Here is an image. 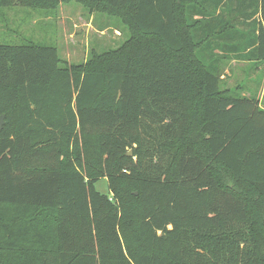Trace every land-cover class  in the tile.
Instances as JSON below:
<instances>
[{
  "label": "trees",
  "instance_id": "obj_1",
  "mask_svg": "<svg viewBox=\"0 0 264 264\" xmlns=\"http://www.w3.org/2000/svg\"><path fill=\"white\" fill-rule=\"evenodd\" d=\"M65 2L134 35L72 68L0 44V264H264V101L220 70L264 67V0L0 9Z\"/></svg>",
  "mask_w": 264,
  "mask_h": 264
},
{
  "label": "rangeland",
  "instance_id": "obj_2",
  "mask_svg": "<svg viewBox=\"0 0 264 264\" xmlns=\"http://www.w3.org/2000/svg\"><path fill=\"white\" fill-rule=\"evenodd\" d=\"M187 2L188 0H179L183 7ZM243 18L239 14L238 19ZM237 21L233 23L237 24ZM241 27L246 28L240 25ZM133 35L127 20L109 17L76 2L60 3L56 8L41 10L19 6L0 9V44H21L29 40L41 45H55L61 65L70 68L85 66L95 55L118 50ZM246 65L247 63L236 60L220 64L221 74L224 73L225 76L222 90L229 91L232 95L258 94V89H254L252 85L237 91V85L245 83V74L250 69ZM256 72L257 83H262L264 67L261 66ZM95 186L101 194L110 195L106 178L99 179Z\"/></svg>",
  "mask_w": 264,
  "mask_h": 264
},
{
  "label": "crops",
  "instance_id": "obj_3",
  "mask_svg": "<svg viewBox=\"0 0 264 264\" xmlns=\"http://www.w3.org/2000/svg\"><path fill=\"white\" fill-rule=\"evenodd\" d=\"M236 62H240V61H236ZM243 63H247V65H249L250 69L245 74V78H244V82L245 83L244 84L241 83L239 86L237 85L236 88L237 89L240 88L241 90H243L244 88L249 87L248 85H252L254 89H258V94L255 95V97H257L259 99L260 103H262L264 101V79H263L262 83H257L258 82V77L256 76L257 75L256 71L260 70V69L255 68V67H251L249 62H244L243 61ZM222 79H225L224 73L222 74ZM259 89H261V90H259ZM241 96L247 98V97H251V96H254V95L249 93V94H241Z\"/></svg>",
  "mask_w": 264,
  "mask_h": 264
},
{
  "label": "water",
  "instance_id": "obj_4",
  "mask_svg": "<svg viewBox=\"0 0 264 264\" xmlns=\"http://www.w3.org/2000/svg\"><path fill=\"white\" fill-rule=\"evenodd\" d=\"M4 120H5V116H1L0 117V133L2 132L3 126H4ZM132 153L129 152V155H131ZM136 195H138V193H135Z\"/></svg>",
  "mask_w": 264,
  "mask_h": 264
}]
</instances>
